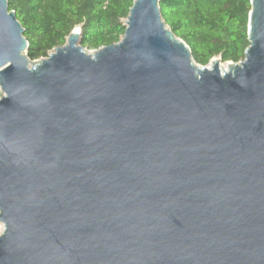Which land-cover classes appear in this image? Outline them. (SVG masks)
<instances>
[{"label": "water", "instance_id": "1", "mask_svg": "<svg viewBox=\"0 0 264 264\" xmlns=\"http://www.w3.org/2000/svg\"><path fill=\"white\" fill-rule=\"evenodd\" d=\"M250 7L244 59L221 70L158 0H133L117 44L87 51L74 29L30 61L0 0V264H264V0Z\"/></svg>", "mask_w": 264, "mask_h": 264}, {"label": "trees", "instance_id": "2", "mask_svg": "<svg viewBox=\"0 0 264 264\" xmlns=\"http://www.w3.org/2000/svg\"><path fill=\"white\" fill-rule=\"evenodd\" d=\"M161 17L189 48L193 61L207 66L212 58L239 63L249 47L250 0H158ZM24 29L30 61L47 58L66 44L74 29L79 45L97 51L117 44L133 0H7Z\"/></svg>", "mask_w": 264, "mask_h": 264}, {"label": "bare ground", "instance_id": "3", "mask_svg": "<svg viewBox=\"0 0 264 264\" xmlns=\"http://www.w3.org/2000/svg\"><path fill=\"white\" fill-rule=\"evenodd\" d=\"M90 54H92V53H90ZM215 60H217V59H215ZM213 63H214V61L211 63V65H214ZM211 65H209V67H211ZM217 65H218V68L221 69V70L222 69L223 70L226 69L227 66H228V64L227 65H222V63L219 60L217 61Z\"/></svg>", "mask_w": 264, "mask_h": 264}, {"label": "rangeland", "instance_id": "4", "mask_svg": "<svg viewBox=\"0 0 264 264\" xmlns=\"http://www.w3.org/2000/svg\"><path fill=\"white\" fill-rule=\"evenodd\" d=\"M51 53H52V52H51ZM214 59L219 60V57H215ZM222 65H227V64L222 63ZM3 230H4L3 225L0 224V235L3 233Z\"/></svg>", "mask_w": 264, "mask_h": 264}]
</instances>
